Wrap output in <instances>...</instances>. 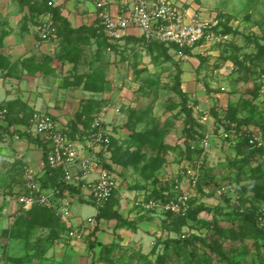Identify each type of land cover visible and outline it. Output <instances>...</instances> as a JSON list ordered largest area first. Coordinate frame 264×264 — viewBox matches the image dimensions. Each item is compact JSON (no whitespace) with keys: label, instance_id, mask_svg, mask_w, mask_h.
<instances>
[{"label":"rangeland","instance_id":"rangeland-1","mask_svg":"<svg viewBox=\"0 0 264 264\" xmlns=\"http://www.w3.org/2000/svg\"><path fill=\"white\" fill-rule=\"evenodd\" d=\"M6 1H0V202L5 195L18 199L25 191L27 174L34 172L28 164L37 151L31 144L38 142L28 136L32 108L20 98L15 80L8 84L6 80L19 79L24 68L33 71L39 65L50 73L48 55L32 53L24 65L5 45L10 34L24 38L41 10L25 0ZM174 1L197 9L214 23L208 38L186 58L156 43L141 47L130 41L113 74L100 69L96 56H89L95 60L82 71L76 65L75 86L123 93L116 106L120 113L109 123L110 154L98 156L107 169L127 172L128 182L120 189H144L140 197L164 200L167 194L161 192L169 194L175 184L185 183L181 166L185 160L183 167L197 169L203 184L190 192L193 209L185 221L165 212L151 217L128 203L136 218L116 212L124 221L117 227L128 233L110 244L95 243V250L106 264H264V0ZM78 56L74 50L69 60ZM177 86L185 101L176 94ZM101 103L87 104L90 112L80 116L81 122L91 123L103 108ZM203 111L208 115L204 124L199 121ZM255 137L262 143L252 142ZM205 142L209 152L204 151ZM227 186L233 194L215 196L216 189ZM117 204L119 208L115 198L113 206ZM19 214H7L4 227L0 225V264H12V257L22 253L49 250L52 242L41 241L45 235L54 241L73 233L61 217L46 210ZM137 218L153 224V231L145 227L129 233L138 229ZM30 234L35 237L29 239Z\"/></svg>","mask_w":264,"mask_h":264},{"label":"crops","instance_id":"crops-1","mask_svg":"<svg viewBox=\"0 0 264 264\" xmlns=\"http://www.w3.org/2000/svg\"><path fill=\"white\" fill-rule=\"evenodd\" d=\"M0 1L5 3L6 0ZM9 1H6V3H9ZM170 1L176 3L174 0ZM97 2H103L112 12L124 11L125 9L131 7V0H59L55 6L59 18L56 22L57 32L53 28V35L48 41L42 42L39 40L36 32V25L38 24L36 18V23L30 26L28 29L29 31H25L24 38H22V35L20 36V34H10L5 38V45L8 46L7 48L9 49L10 54H18V59L22 61L24 65H26V62L32 53L37 54L41 51V53L48 55L50 73H45L40 65L33 71L24 68L20 73L19 79L8 77L6 83L8 84V81L13 82V80H15V87L18 88L20 98L32 108L34 113L50 116L57 123L60 129H70L73 131V134L74 131L77 134L80 130H84V128L91 124L90 122L88 124L87 122H81L83 117L80 116H82V114L86 115V113L90 112L89 108H86L87 104L96 105L97 102L99 103L103 101L101 106L108 108V112L105 117V125L112 138L113 134L110 131L109 123L112 120L111 118H117L118 112L120 113L119 108L116 113V106L120 105L119 102L122 101L121 95L123 93L118 90L109 92L108 90L96 91L87 89L83 84L75 86L77 81L74 78L76 74L74 67L79 65V70L82 71L83 66H86L88 63L92 62V60H95L91 59L89 56H96L101 61L98 62V64L96 62L92 64H97L98 66H101L100 69H104L105 71L109 70L110 74H113L114 64L119 62L120 56L122 51L125 50V47L132 45H127L128 43H132L130 41L138 43L137 46L140 44L141 47L148 44L142 42V35L138 29L130 28L123 39L112 44V46H110V51H107L109 47H107V42L104 40V37L101 35L98 27L96 9ZM190 10L198 11L192 7H190ZM25 12L28 17L31 15L28 10H25ZM40 17L41 16L38 17V21L40 20ZM75 35H77V37L81 35V39L83 41L76 42L75 38L77 37ZM74 50L79 51V56L77 59L74 58L73 61H70L69 56ZM169 52L172 53L171 50H169ZM119 130L120 128H118V131ZM31 135L33 138L35 137L34 139L38 141V144H31L32 148L35 147V150L37 151L33 157V162L28 164V168L40 176L42 172L40 167L37 166L38 163L41 164L44 160L43 152L45 145L41 140V136ZM120 135L121 134H114L116 137H119ZM119 138L121 140L123 139V137ZM27 157L30 158V155H27ZM185 162L186 160L181 163L182 168ZM112 172L116 175L118 186L114 192L113 201L110 206L111 208L109 207L107 210L109 209L108 212L112 213H125L130 220H133L138 214L133 212L129 213L128 203L132 205L134 200L144 198L140 197L142 196L140 194H143L145 190H130L127 187L124 190L120 189V184L122 182H128V174L126 171L123 173L119 169ZM42 183L44 186H47L48 184H51L52 181L49 179L47 180L46 176H42ZM26 185L27 181L25 182V191L21 192L20 195L27 192ZM11 198L12 197L9 195H5L0 202L2 207L0 225L2 228L4 227L6 219L5 216L7 214L26 212L22 210L17 199ZM115 198H117V202L120 204L119 208L118 204L113 206ZM89 205L93 204L90 202L76 200L70 204L68 214L56 215L57 217H61L66 225L70 227L69 229L71 231L69 230V232L75 233V231H78L81 233L80 238L73 236V233H69V236L68 232H66L54 241H48V238L45 235L41 237V241L49 243L52 242L51 244H48L49 250H43L38 253L36 251H32L31 256H27L24 255L25 253H22V256L24 257H12L14 258V260H12V264H14V262H18V264H28L30 262L38 264L39 262L44 263L48 261H50L51 264H106L101 258L102 255L98 253L99 251L95 250V243L110 244L115 240V238H117V236L123 234L124 232L128 233V231H126V228L124 227L118 228L117 224L119 222L116 219H105L103 217L98 218L97 215L99 214L101 208L94 205L93 208L86 207ZM84 208L90 209L87 210ZM141 213L148 214L151 217L158 216L155 213L149 214L143 213L142 211ZM91 218L95 221L93 225L87 224V220ZM134 225L138 229L131 230L129 233L135 234V231H139V229H143L145 227H147V230L153 231V229H151L153 224L149 221L143 220V218H137ZM142 235L146 236V234ZM28 237L29 239H32L35 235L30 234ZM139 237H142L141 234L138 235V239ZM88 243L92 246L91 249L89 248V245L86 247ZM5 261H7V259Z\"/></svg>","mask_w":264,"mask_h":264},{"label":"built area","instance_id":"built-area-1","mask_svg":"<svg viewBox=\"0 0 264 264\" xmlns=\"http://www.w3.org/2000/svg\"><path fill=\"white\" fill-rule=\"evenodd\" d=\"M29 1L46 2L50 7H55L59 2V0ZM96 9L98 27L110 44L123 39L128 29L135 28L141 32L147 43L154 41L175 47L176 49L170 50L181 58L187 57L185 51L192 52L201 45L214 27L213 20L204 18L199 11H191L187 6L178 5L170 0H131V7L120 12H112L103 2H97ZM53 31L52 14L47 12L41 15L36 25L39 40L48 41ZM107 51H110V48ZM107 112L108 108L103 107L92 120L89 129L75 141L71 140L65 129H60L50 116L33 114L29 132L41 136L46 158L40 164L42 172L40 176L35 172L27 174V192L17 199L23 211L38 206L49 209L58 216L68 214L70 204L76 200L90 202L100 208L110 201L118 186L117 178L98 159V154H108L111 147V134L105 125ZM199 121L202 124L208 121L205 111L202 112ZM254 140L252 142L262 143L260 137H255ZM209 149V143L205 142L204 151L209 152ZM48 169L59 170L60 175L56 184L44 186L42 176H50L52 173V171L47 173ZM182 169L185 183L175 184L172 197L164 201L140 198L134 200L133 205L143 213L165 212L185 216L190 209V192L196 189L199 171L192 165H184ZM233 193V188L219 187L215 196L222 197ZM94 223L93 218L87 220L89 225ZM80 234L75 231L72 235L80 238Z\"/></svg>","mask_w":264,"mask_h":264},{"label":"trees","instance_id":"trees-1","mask_svg":"<svg viewBox=\"0 0 264 264\" xmlns=\"http://www.w3.org/2000/svg\"><path fill=\"white\" fill-rule=\"evenodd\" d=\"M25 2L27 3V4H29L31 7H34V8H37V9H39V10H41L40 11V13H36V15H44L45 13H47V12H49V13H51L52 14V20H53V28L55 29V31L57 30L56 29V22L59 20V18H58V13H57V9H55V7H50V6H48L47 5V3L46 2H30L29 0H25ZM37 23H38V19H37ZM102 35V34H101ZM103 36V35H102ZM104 37V36H103ZM104 40H106V42H107V47H109L110 48V46H112V44H110L108 41H107V39L104 37ZM142 42L143 43H147L146 41H145V39L142 37ZM151 43H156V44H158V45H160L161 47H163V48H165V49H167V50H170V49H176L175 47H170V46H165L164 44H160V43H158V42H154V41H152V42H149V43H147V44H151ZM186 53H189V51H185ZM176 94L177 95H179L180 97H182V99L185 101V95H184V93L181 91V89H179V86H177L176 87ZM86 129H89V126H87L86 128H84V130H80L77 134L75 133V131H74V134H73V131H71L70 129H67V130H65V133L67 134V136L71 139V140H73V141H75V140H77V138L78 137H80V136H82L83 134H84V131L86 130ZM18 134H20V135H22V136H24L25 134L24 133H20V132H18ZM29 136V138H32V136L31 135H28ZM111 145H112V138H111ZM46 150H45V148H44V152H43V159H45L46 158V152H45ZM49 171H52V173H51V175L50 176H48V175H45L46 177H47V180L49 179V180H52V183L51 184H56L57 183V179H59V175H60V171L59 170H50V169H48L47 170V173H49ZM202 184H203V181H202V176L198 173V182H197V185H196V190L200 187V186H202ZM172 190H173V187L170 189V193L168 194V192L166 193L167 195V197L169 196V197H172ZM159 192H160V190H159ZM164 192H161V194L162 195H164L163 194ZM113 197H114V195L112 196V198L110 199V201L105 205V206H103V207H101V210H100V212H99V214L97 215V217L99 218V217H103V218H105V219H116L118 222H124L122 219H121V217L118 215V214H116V213H112V212H108V210H107V208H109L110 206H111V204H112V201H113ZM166 197V198H167ZM147 198H154V199H157V198H155L154 196H148ZM165 198V199H166ZM164 199V200H165ZM160 200V199H159ZM162 200V199H161ZM164 200H162V201H164ZM189 204H190V209H189V211H188V213L185 215V216H183V217H181V219L180 220H183V221H185L186 220V218H188L189 217V215H190V213L192 212V201L190 200L189 201ZM38 208H40V209H43V210H46V211H48L50 214H52L53 216H55V217H57L56 216V214L53 212V211H51V210H49V209H46V208H44V207H38V206H34L33 208H31V209H38ZM30 209V210H31ZM28 211V210H27ZM23 213V212H22ZM22 213H20V214H22ZM19 214V215H20ZM18 215V216H19ZM180 218V217H179ZM262 233L264 234V231H262Z\"/></svg>","mask_w":264,"mask_h":264}]
</instances>
